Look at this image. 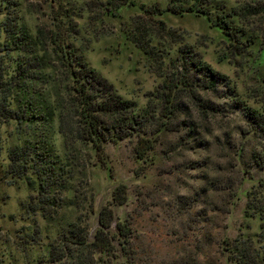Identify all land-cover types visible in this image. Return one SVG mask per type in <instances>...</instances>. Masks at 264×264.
I'll list each match as a JSON object with an SVG mask.
<instances>
[{"label":"rangeland","instance_id":"obj_1","mask_svg":"<svg viewBox=\"0 0 264 264\" xmlns=\"http://www.w3.org/2000/svg\"><path fill=\"white\" fill-rule=\"evenodd\" d=\"M14 1L19 21L32 33L37 23L53 27L57 5L67 4L66 0ZM83 1L74 3L80 39L76 45L122 97L144 108L145 92L165 78L157 72L155 61L127 37L125 29L142 6L157 3L165 8L169 0H133V6L117 7L101 0L103 6L96 10L79 8ZM30 2L38 3V12L31 11ZM7 11L6 1L0 0V21ZM158 17L168 27L186 29L189 36L185 41L227 81L198 75L199 82L204 79L215 85L196 90L193 97L183 95L179 118L171 122L170 130L161 132L155 147L142 158L133 153L137 134L105 142L98 154L90 149L88 235H93L98 212L106 205L111 209L112 232L117 221H125L130 228L131 237L124 249L126 264H226L220 253L221 239L238 234L254 237L263 223L258 216L245 213L248 191L264 177V169L254 158L264 155V133L244 111L254 109L264 121V37H256L236 59L220 60L218 54L225 51L227 39L220 28L209 25L206 16L164 10ZM261 25L264 28V16ZM178 45L165 53L164 64L175 58ZM155 126L148 124L147 128ZM6 129L0 127V264H50V238L44 219L40 213L25 215L20 204L34 190L6 171ZM54 140L59 149L58 134ZM119 184L124 186L121 204L112 199ZM34 217L40 230L36 242L27 235ZM99 254L111 264L123 260L119 251L95 256Z\"/></svg>","mask_w":264,"mask_h":264},{"label":"trees","instance_id":"obj_2","mask_svg":"<svg viewBox=\"0 0 264 264\" xmlns=\"http://www.w3.org/2000/svg\"><path fill=\"white\" fill-rule=\"evenodd\" d=\"M5 1L8 11L0 21V127L7 128V173L34 190L20 202L21 208L25 215L40 213L43 217L50 238V264H111L95 254L115 251L123 258L120 264H126L124 249L129 244L130 228L125 221H117L112 232L111 209L106 205L98 212V226L92 238L88 235L86 211L92 204L90 149L98 154L105 142L137 134L133 153L142 158L155 147L161 132L170 130L168 126L179 118L183 95L193 97L196 90L212 88L215 79L227 81L185 41L189 36L186 29L168 27L158 15L168 10L206 16L209 25L220 28L227 39L225 51L218 58L236 59L256 37H264V0H233L232 4L227 0H169L165 8L157 3L142 6L139 13L130 17L126 35L155 61L157 72L165 78L145 92L144 108L122 97L76 45L80 39L74 19L75 0L57 5L53 27L37 23L33 33L25 22L19 21L16 1ZM105 4L133 6L135 2L106 0ZM29 6L38 12V3L30 2ZM102 6L101 0H85L79 8L96 10ZM176 44L175 58L164 64L165 53ZM198 75L213 81L199 82ZM244 112L264 133L261 116L250 108ZM153 123L154 129L147 128ZM56 134L60 138L59 149L55 145ZM254 158L264 169V155ZM123 188L119 184L113 190L112 199L117 204L124 200ZM245 213L258 216L263 222L261 229L254 237H223L220 253L226 264H264V177L248 191ZM23 229L24 226L18 231ZM27 229L32 230L27 235L36 242L40 230L35 217Z\"/></svg>","mask_w":264,"mask_h":264}]
</instances>
